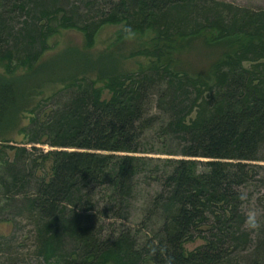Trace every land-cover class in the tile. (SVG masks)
Wrapping results in <instances>:
<instances>
[{
  "label": "trees",
  "instance_id": "obj_1",
  "mask_svg": "<svg viewBox=\"0 0 264 264\" xmlns=\"http://www.w3.org/2000/svg\"><path fill=\"white\" fill-rule=\"evenodd\" d=\"M21 1L13 7L22 9ZM207 1L110 0L97 18L86 14L79 21L75 7L39 12L45 19L40 36L76 29L85 48L102 26H119L118 41L126 36L124 26H130L143 38L137 53L145 64L135 72L119 71L110 52L91 59L69 49L53 58L55 66L25 59L24 69L14 73L11 54H0L6 74L0 76V143L12 141L7 133L19 128V116L35 109L29 107L31 97L43 82L76 88L43 126L49 146L56 148L47 152L52 172L25 199L50 236L58 217L73 216L62 219V228L69 229L82 250L65 264H164L149 245L166 248L176 264H222L228 250L248 242L254 243L248 264H264V215L251 236L237 195L264 183V156L259 154L264 146V11ZM83 4L93 5L89 0ZM193 41L206 48V59L196 68L183 61ZM151 86L157 87V100L165 106L158 138L173 149L157 153L167 157L141 155L155 151L144 150L151 146L142 144L144 127L154 122L144 111ZM103 90L107 98L100 97ZM151 162L154 170L147 169ZM139 172L158 183L151 206L159 216L157 234L140 251L126 245L125 236L110 242L95 239L76 213L77 204L85 203L93 187L105 185L110 190L107 208L112 209L111 203L129 192ZM0 183L6 191L21 187L23 179L10 174L0 176ZM118 209L113 208L114 218H121ZM196 238L202 243L185 251L182 244ZM42 246L50 245L44 241Z\"/></svg>",
  "mask_w": 264,
  "mask_h": 264
},
{
  "label": "rangeland",
  "instance_id": "obj_2",
  "mask_svg": "<svg viewBox=\"0 0 264 264\" xmlns=\"http://www.w3.org/2000/svg\"><path fill=\"white\" fill-rule=\"evenodd\" d=\"M4 1H9L5 7L2 6ZM83 1L85 0H32L28 3L25 0L24 7L20 9L13 7L12 4L16 5L17 2H22L21 0H0V54L6 52L11 54L9 66L13 68L14 73H20L24 69L21 61L25 59L33 62L35 58L37 61L35 63L45 61L49 65L45 67L55 66L56 62L53 58L69 49L86 52L91 59L110 52L116 60L119 71L122 72H135L145 64L143 56L137 53L143 45V38L133 33L127 38L125 36L121 41L115 40L119 26H102L95 35L93 44L88 48L83 45L82 33L76 29L59 28L45 35L44 38L38 34L41 30L45 32V19L39 15L42 10L51 9L52 6H61L64 10L75 7L78 13H75L74 18L79 21L86 14L97 18L98 11L102 13L110 5V0H89L93 5L86 8ZM210 1L222 2L234 8L264 11V0ZM59 15L60 12L57 16ZM185 53L184 65H191V68L201 66L203 63L199 65L198 62L206 59V48L199 41H193ZM2 62H0V76H6ZM63 64L60 63L59 67ZM90 75L89 77L93 78V73ZM19 87L23 91L26 90L25 85L20 84ZM156 89L157 87L151 86L145 101V115L151 117L154 122L144 127L142 142L146 144L145 146H151L144 150L155 151L141 155L167 157L157 153L173 149L171 148L173 144L167 147L158 138L160 136L158 125L164 118L165 106L157 100ZM75 90L74 86L65 88L60 83L43 82L31 97L29 107L35 105V109L19 116L17 121L19 128L7 133L12 141L0 143V176L8 177L11 174L15 178L23 179L21 187L8 188L6 191L2 189L0 183V264H65L67 258H77L82 250V244L69 233V229L62 228V219L69 220L73 217L71 213L55 220V235L50 236V233L44 229L45 221L25 200L33 192L36 183L47 180L52 172V159L47 152L56 148L49 146V138L44 133L43 126L59 112L67 100L73 97ZM100 97L107 98L108 92L103 90ZM193 115L194 113L191 112L187 118L190 119ZM25 138L28 140L26 141ZM259 154L264 156V146L260 148ZM153 163L155 162L149 165L147 163L148 170H154ZM260 163L264 164V162ZM146 174L143 176V173L139 172L134 175L130 181L129 192L125 193L122 199L111 203L113 208H119L118 213L121 218H114L113 208H107L106 200L110 190L105 185L93 187L90 195L83 199L85 203L77 204L76 213L90 227V233L95 239H105L110 242L117 236H125L126 245L132 250L140 251L144 244L157 234L159 216L151 206L158 183L154 177H145ZM88 189H90L89 185L82 188V191ZM244 192L247 193L248 198L243 201V211L246 214L254 210L261 222V217L263 219L264 215V183L261 186L252 185ZM248 232L251 236L255 233L249 230ZM44 241L50 246L43 247ZM201 243L202 241L196 238L185 241L182 247L185 251H190ZM252 245L253 242H248L242 248L228 250L221 263L248 264L254 250ZM260 252H264V249Z\"/></svg>",
  "mask_w": 264,
  "mask_h": 264
},
{
  "label": "clouds",
  "instance_id": "obj_3",
  "mask_svg": "<svg viewBox=\"0 0 264 264\" xmlns=\"http://www.w3.org/2000/svg\"><path fill=\"white\" fill-rule=\"evenodd\" d=\"M123 31L126 34V38L133 34V30L128 25L124 26ZM237 195L240 201H246L248 198L247 193L244 191L238 192ZM245 225L249 231H256L260 228L261 223L258 214L254 210H250L245 214ZM149 250L153 255L159 252L164 258V264H176L175 257L167 254L166 248L159 245H149Z\"/></svg>",
  "mask_w": 264,
  "mask_h": 264
}]
</instances>
